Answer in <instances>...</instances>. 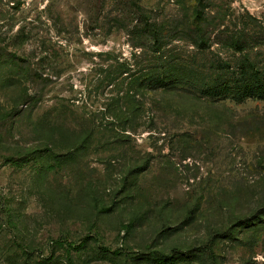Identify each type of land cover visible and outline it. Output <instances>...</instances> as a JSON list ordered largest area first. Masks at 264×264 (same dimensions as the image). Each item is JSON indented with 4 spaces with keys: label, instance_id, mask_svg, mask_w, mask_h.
<instances>
[{
    "label": "rangeland",
    "instance_id": "obj_1",
    "mask_svg": "<svg viewBox=\"0 0 264 264\" xmlns=\"http://www.w3.org/2000/svg\"><path fill=\"white\" fill-rule=\"evenodd\" d=\"M264 0H0V264H264Z\"/></svg>",
    "mask_w": 264,
    "mask_h": 264
},
{
    "label": "trees",
    "instance_id": "obj_2",
    "mask_svg": "<svg viewBox=\"0 0 264 264\" xmlns=\"http://www.w3.org/2000/svg\"><path fill=\"white\" fill-rule=\"evenodd\" d=\"M241 81V89L243 91L248 90L253 95L258 98H264V76L257 78L253 81H249L246 79H242Z\"/></svg>",
    "mask_w": 264,
    "mask_h": 264
}]
</instances>
